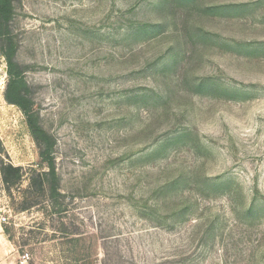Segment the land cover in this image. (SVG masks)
Wrapping results in <instances>:
<instances>
[{"label":"rangeland","instance_id":"rangeland-1","mask_svg":"<svg viewBox=\"0 0 264 264\" xmlns=\"http://www.w3.org/2000/svg\"><path fill=\"white\" fill-rule=\"evenodd\" d=\"M14 6L59 181L31 186L48 165L0 53V162L24 171L0 229L28 264H264V0Z\"/></svg>","mask_w":264,"mask_h":264},{"label":"trees","instance_id":"trees-1","mask_svg":"<svg viewBox=\"0 0 264 264\" xmlns=\"http://www.w3.org/2000/svg\"><path fill=\"white\" fill-rule=\"evenodd\" d=\"M14 1L0 0V53L7 61L9 75L5 98L9 103L17 105L25 114L31 134L40 147L41 158L48 165L47 171L32 170L31 186L37 189L36 193L49 192L53 197L59 193L58 174L53 155L54 142L51 134L40 123L39 114L30 96L25 70L17 60L18 43L11 29V21L15 13ZM0 149H4L1 139ZM0 174L6 189L10 190L22 181L24 171L22 166H16L11 161L2 159Z\"/></svg>","mask_w":264,"mask_h":264},{"label":"crops","instance_id":"crops-1","mask_svg":"<svg viewBox=\"0 0 264 264\" xmlns=\"http://www.w3.org/2000/svg\"><path fill=\"white\" fill-rule=\"evenodd\" d=\"M20 255L6 233L0 229V264H17Z\"/></svg>","mask_w":264,"mask_h":264},{"label":"built area","instance_id":"built-area-1","mask_svg":"<svg viewBox=\"0 0 264 264\" xmlns=\"http://www.w3.org/2000/svg\"><path fill=\"white\" fill-rule=\"evenodd\" d=\"M4 220H6V218H4ZM29 259H30V253L25 252L20 255L17 264H28Z\"/></svg>","mask_w":264,"mask_h":264}]
</instances>
